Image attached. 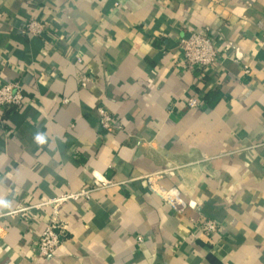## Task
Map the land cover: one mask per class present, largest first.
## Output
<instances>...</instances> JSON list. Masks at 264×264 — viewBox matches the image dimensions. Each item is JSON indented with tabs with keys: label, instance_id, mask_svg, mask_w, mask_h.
Segmentation results:
<instances>
[{
	"label": "crops",
	"instance_id": "1",
	"mask_svg": "<svg viewBox=\"0 0 264 264\" xmlns=\"http://www.w3.org/2000/svg\"><path fill=\"white\" fill-rule=\"evenodd\" d=\"M28 18L47 33L25 35ZM206 26L224 55L192 109L178 38ZM15 80L25 100L0 107V214L93 173L132 182L64 202L67 237L47 258L34 245L49 209L0 217V264H264V0H0V85ZM99 105L122 130H100ZM167 167L159 183L180 189L183 213L148 189Z\"/></svg>",
	"mask_w": 264,
	"mask_h": 264
},
{
	"label": "built area",
	"instance_id": "2",
	"mask_svg": "<svg viewBox=\"0 0 264 264\" xmlns=\"http://www.w3.org/2000/svg\"><path fill=\"white\" fill-rule=\"evenodd\" d=\"M49 28L50 23L46 21L28 18L24 21L22 32L25 35L40 36L45 35ZM219 41L220 39L217 32L208 26L192 30L178 38V48L182 56V64L186 66L188 70L196 74L192 93L187 99V105L192 109L199 108L204 102L202 97L198 95V92L195 91L198 80L209 75L212 69L220 66L222 63V56L224 54L221 41ZM246 73H250L249 69L246 70ZM91 81V77H85L81 81L82 87H86ZM24 100V88L20 81H9L0 85L1 108L20 107L23 105ZM64 101L67 102L68 100ZM97 112L99 117L98 125L101 131H119L123 129L122 123L117 121L106 106L99 105ZM170 170H172V168L167 167L163 170L145 175L144 177L150 191L164 200L175 212L183 213L187 202L182 197L180 189L176 186L167 188L159 183L163 175ZM126 182H132V180L120 183L110 177L93 173L91 184L87 188L67 192L59 196L46 197L35 203H20L14 210L0 214V217L31 218V216H35V213L46 208L49 209L50 213L46 226L41 231L39 239L34 245L35 253L38 258H47L55 254L67 237V225L60 216V207L64 202L90 198L92 193L96 190L119 186V183L125 184ZM218 226V222L213 219H203L198 225L209 237L217 232Z\"/></svg>",
	"mask_w": 264,
	"mask_h": 264
},
{
	"label": "trees",
	"instance_id": "3",
	"mask_svg": "<svg viewBox=\"0 0 264 264\" xmlns=\"http://www.w3.org/2000/svg\"><path fill=\"white\" fill-rule=\"evenodd\" d=\"M223 98V94L219 90H210L205 94V99L210 107L217 105Z\"/></svg>",
	"mask_w": 264,
	"mask_h": 264
},
{
	"label": "clouds",
	"instance_id": "4",
	"mask_svg": "<svg viewBox=\"0 0 264 264\" xmlns=\"http://www.w3.org/2000/svg\"><path fill=\"white\" fill-rule=\"evenodd\" d=\"M34 141L35 143H37L38 145H43L46 143L45 137L39 133H37L34 136ZM8 206V202L4 199H0V207H7Z\"/></svg>",
	"mask_w": 264,
	"mask_h": 264
}]
</instances>
